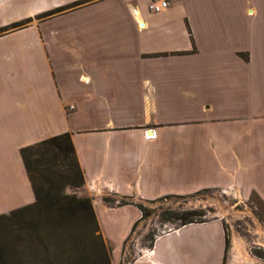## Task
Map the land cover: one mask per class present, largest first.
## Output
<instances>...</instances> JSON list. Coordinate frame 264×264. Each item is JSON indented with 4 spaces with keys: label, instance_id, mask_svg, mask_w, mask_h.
<instances>
[{
    "label": "crops",
    "instance_id": "1",
    "mask_svg": "<svg viewBox=\"0 0 264 264\" xmlns=\"http://www.w3.org/2000/svg\"><path fill=\"white\" fill-rule=\"evenodd\" d=\"M76 1L0 0V28ZM147 4L94 0L0 35V215L34 201L20 148L67 133L112 264L140 212L104 197L217 189L264 205V0ZM226 238L230 264H264L236 256L221 218L163 233L129 264H224Z\"/></svg>",
    "mask_w": 264,
    "mask_h": 264
},
{
    "label": "trees",
    "instance_id": "2",
    "mask_svg": "<svg viewBox=\"0 0 264 264\" xmlns=\"http://www.w3.org/2000/svg\"><path fill=\"white\" fill-rule=\"evenodd\" d=\"M92 1L94 0L73 2L57 8L56 11H50L47 15L80 7ZM42 17L44 16L38 15L35 18ZM30 22L31 19H25L2 27L0 35L25 27ZM190 41L192 43L191 37ZM19 155L34 201L10 211L7 215H0V221L6 222L7 228L4 229L8 234L4 241L0 240V264H111V249L104 243L90 200L65 192L66 189L75 190L84 184L69 134L53 136L22 147ZM167 197L171 196L160 199ZM256 199L263 205L257 197ZM126 204L135 206L140 212L138 221L146 216L140 204L120 202L116 207ZM25 215L28 219L24 220ZM173 215L178 221L176 228L205 222L199 219L201 214L195 210H183ZM138 221L133 224L131 231ZM23 233L29 238L27 242L22 238ZM155 238L156 236H152L147 240L148 249L152 247ZM20 244L25 250L34 251L36 261H17L21 252Z\"/></svg>",
    "mask_w": 264,
    "mask_h": 264
},
{
    "label": "rangeland",
    "instance_id": "3",
    "mask_svg": "<svg viewBox=\"0 0 264 264\" xmlns=\"http://www.w3.org/2000/svg\"><path fill=\"white\" fill-rule=\"evenodd\" d=\"M146 2L147 0H139V5L146 6ZM76 8L78 7L61 11L52 15L47 14L50 11H56L57 9L43 12L42 14H39L44 16L40 19H36V16H34V18H28L31 19V22L26 24L25 27L30 24L46 21L47 19L64 14L65 12L74 10ZM11 31L15 30H9L5 33ZM81 188L82 187L75 190L66 189L65 192L68 194H74L76 196ZM103 200L104 202L106 201L105 203L108 207H114L120 202H133L134 204H140V206L145 210L144 214L146 216L139 221L137 220L138 222L134 225V228L127 237V240L123 242L121 246L122 256L119 264H129L133 260L137 259L143 250L148 249L146 246L147 240L150 237H157L163 233L175 229L176 226H178V221L175 219L173 213L181 212L183 210H195L199 212L201 214L199 219L204 221L214 218H221L224 222L226 236H231L240 242V248H236L235 251L238 254L236 256H240L243 258L242 260H244V258H248L250 260H260L264 263V206L256 199L254 195H250L247 200H244L233 192L222 193L221 190L213 189L201 190L197 193L181 198L171 196L156 201H130L119 199L114 196L104 197ZM132 213L133 212L129 213L128 217L132 216ZM27 217L28 216L25 215L23 219H28ZM102 219L109 223H112L111 221H115L123 224L127 218L120 216L119 214H110L109 216H106ZM4 228H7L6 222L0 221V240L3 241L8 237V234ZM22 238L25 239V242H27L29 239L26 236V233L22 234ZM104 243L111 249V251H114V254L117 252L116 245L115 248H113V246L107 241H104ZM229 243V239L227 238L224 264H230L231 262ZM19 246L21 248V252L17 257V261L19 263H29L36 261V254L34 251L27 249L25 250L21 244ZM239 261L240 260H235L232 264H240Z\"/></svg>",
    "mask_w": 264,
    "mask_h": 264
},
{
    "label": "built area",
    "instance_id": "4",
    "mask_svg": "<svg viewBox=\"0 0 264 264\" xmlns=\"http://www.w3.org/2000/svg\"><path fill=\"white\" fill-rule=\"evenodd\" d=\"M172 0H148L147 11L150 14H159L167 10ZM151 135H146L145 138H151ZM222 193L233 192L231 190H221ZM234 193V192H233Z\"/></svg>",
    "mask_w": 264,
    "mask_h": 264
},
{
    "label": "water",
    "instance_id": "5",
    "mask_svg": "<svg viewBox=\"0 0 264 264\" xmlns=\"http://www.w3.org/2000/svg\"><path fill=\"white\" fill-rule=\"evenodd\" d=\"M140 26H142V24H140Z\"/></svg>",
    "mask_w": 264,
    "mask_h": 264
}]
</instances>
